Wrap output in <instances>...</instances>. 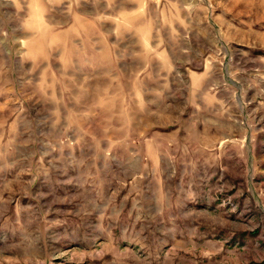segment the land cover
Masks as SVG:
<instances>
[{"label":"rangeland","instance_id":"374dc122","mask_svg":"<svg viewBox=\"0 0 264 264\" xmlns=\"http://www.w3.org/2000/svg\"><path fill=\"white\" fill-rule=\"evenodd\" d=\"M12 2L0 0V83L4 67L12 81L24 67L33 40L24 26L62 29L50 20L53 7L42 22L29 5L8 21ZM148 11L155 59L140 68L138 104L92 117V130L123 134L103 152L104 166L86 149H14L18 135L8 139L3 128L17 126L22 110L35 127L29 81L21 111L0 107V264H264V0H154ZM135 142L137 150L123 147ZM83 157L91 166L78 190L83 165L73 162Z\"/></svg>","mask_w":264,"mask_h":264},{"label":"crops","instance_id":"0c3cea01","mask_svg":"<svg viewBox=\"0 0 264 264\" xmlns=\"http://www.w3.org/2000/svg\"><path fill=\"white\" fill-rule=\"evenodd\" d=\"M57 1L35 0L28 4L27 0H13L11 7L9 4L4 7L3 16L13 22L18 21L22 7L27 5L32 16H39L40 22L46 16L48 8L53 7L54 11L49 14L50 20L53 24L61 25L62 29L49 32L39 30L36 26L23 27L24 38L33 40L22 52L20 61L24 63V67L18 65V79L12 81L10 68L4 67V80L0 83L3 86L0 85L3 104L0 107L19 103L21 111V103L28 102L25 92L29 81V85L35 89L34 98L38 103L34 111L35 127L32 131L31 127L26 126L27 115L22 110L17 116L18 125L3 128L2 134L8 139L12 135H18V138H13L14 142L17 141L13 142V146L20 152L85 149L97 152L98 158L93 162L100 168L105 165L103 152L116 150L113 147L116 136L123 134L121 130L112 133L101 128L92 130V117L95 119L98 116L101 121L108 116L106 109L114 111L116 103L127 102L128 99L131 103L138 104L140 68L144 66V62H149V57L151 62L155 59L154 51L149 47L154 33V21L149 22L148 11V8L154 7V0H68L67 9H59ZM80 7L88 9L82 12ZM30 70L31 77H24L23 72ZM15 88L18 91L12 96ZM128 89L129 95L124 94ZM8 109L10 111L9 107ZM133 109L136 110V115L133 116L131 112L130 117H134L132 124L138 135L139 107L132 106ZM74 114L77 115L78 122ZM10 116L8 113V120ZM74 120L79 126L76 130L70 128L74 127ZM48 122L50 129L38 128L48 126ZM120 124L119 122L118 126ZM104 126H110V123ZM71 131L75 133L72 134ZM37 134L45 139L39 141L36 139ZM64 134L68 136V141L63 140ZM27 135H35V138H28ZM60 135L62 136L58 137ZM54 136L58 138L54 139ZM5 143L10 144L9 141ZM123 147L128 150L138 149L136 142L126 143ZM100 151L103 154H99ZM19 163L23 171L26 162ZM73 163L76 166L83 165L73 187L78 185V190L84 189V168L91 166V160L83 157ZM8 165H11L10 159L3 164ZM69 171L66 170L67 175L75 176ZM81 177L83 181L80 182Z\"/></svg>","mask_w":264,"mask_h":264}]
</instances>
